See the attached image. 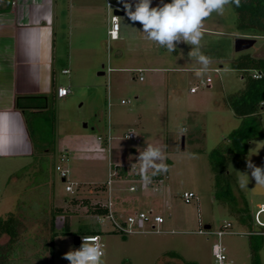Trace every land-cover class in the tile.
<instances>
[{
  "label": "rangeland",
  "instance_id": "374dc122",
  "mask_svg": "<svg viewBox=\"0 0 264 264\" xmlns=\"http://www.w3.org/2000/svg\"><path fill=\"white\" fill-rule=\"evenodd\" d=\"M87 1L91 6L87 19L95 24L73 32L71 42L80 57L63 76L71 93L63 99L50 98L48 109L31 117L37 146L33 155L0 158V217L13 213L22 222L11 264H69L63 256L79 248L75 236L84 234H76L81 225L102 230L103 264H217L212 253L217 235L199 230L206 224L211 225L209 230H218L226 221L232 223L229 230L233 231L222 239L229 264H264V236L250 234L254 215L264 203V185L244 174L247 159L264 167V109L263 136L248 142L246 153L236 155L230 136L243 118L229 101L245 87L244 73L234 68L233 61L243 54L264 56V37L237 28L232 4L225 6L223 15L213 12L201 28V51L211 58V64L207 75L198 78L192 69L200 65L189 58V44L178 43L170 53L146 38L140 40L144 37L142 25L132 23L126 13L120 16L122 31L127 24L131 34L137 35L128 44L132 47L144 41L154 52L148 60L135 53L116 56L114 46L120 41L107 42L108 15L114 14L121 0H110L113 6L107 0ZM73 2L77 5L81 0ZM160 2L152 0V6ZM61 3L60 10L67 11L68 0ZM238 37H255L257 42L237 52ZM160 53H168L169 62H163ZM108 67L114 69L108 73ZM136 68H143L142 80ZM202 80L210 86L192 93L191 88ZM109 130L113 136L111 157L106 142L98 139ZM131 131L136 138L127 137ZM147 144L160 146L166 157L168 171L159 174L164 176L160 191L130 194L129 183L115 179L113 193L117 194L118 184L125 188L119 191L117 207L126 213L153 210L164 216L159 227L163 232L123 235L108 231L112 229L109 221L100 223L93 210L105 200L102 191L109 162L140 167L138 150ZM217 149L230 159L214 169L210 154ZM58 165L69 170L68 179L78 191L66 190ZM185 191H194L198 199L186 203L182 198ZM56 209L63 213L55 217L58 234L50 250ZM65 223H69L70 234L62 233ZM150 225L147 222L145 229H151ZM7 241V236L0 239L2 244Z\"/></svg>",
  "mask_w": 264,
  "mask_h": 264
},
{
  "label": "crops",
  "instance_id": "0c3cea01",
  "mask_svg": "<svg viewBox=\"0 0 264 264\" xmlns=\"http://www.w3.org/2000/svg\"><path fill=\"white\" fill-rule=\"evenodd\" d=\"M61 4V0H15V3L0 0V158L31 156L36 152L26 116L16 106V100L19 96H44L48 102L50 98H60L57 91L58 87L66 86L63 76L70 73L67 67H73L80 57L71 42L73 32L95 24L87 19L91 8L87 0H81L77 5L68 0L67 11L64 9L63 12ZM116 6L119 10L115 9L114 14L120 19L125 16V10L123 4ZM109 19L108 15L110 25ZM129 26L126 24L122 31L120 23L119 37L108 38V44L120 41L114 46L116 56L135 53L148 60L154 52L153 47L144 41L131 47L128 39L137 35L131 34ZM167 54H159L163 62H169ZM57 67L62 68L59 71ZM64 69L69 72L64 73ZM120 184L116 186L118 197L121 196L119 191L125 190Z\"/></svg>",
  "mask_w": 264,
  "mask_h": 264
},
{
  "label": "clouds",
  "instance_id": "9594fccd",
  "mask_svg": "<svg viewBox=\"0 0 264 264\" xmlns=\"http://www.w3.org/2000/svg\"><path fill=\"white\" fill-rule=\"evenodd\" d=\"M121 3L128 19L142 25L140 31L148 41L166 48L170 53L176 51L178 43L189 44V58L200 65L192 69L198 78L207 75L211 64V58L201 51L203 21L213 12L223 15L226 5L235 4L240 7V0H171L170 3L161 0L156 7L152 6V0H121ZM138 152V174L145 184H150L153 176L168 171L166 157L160 146L147 144L146 148ZM246 169L245 175L250 174L257 184L264 185V167H258L251 159H247ZM103 256V246L98 238L83 236L80 247L70 249L63 259L69 261V264H103ZM218 264H222V257H218Z\"/></svg>",
  "mask_w": 264,
  "mask_h": 264
},
{
  "label": "trees",
  "instance_id": "16d2710c",
  "mask_svg": "<svg viewBox=\"0 0 264 264\" xmlns=\"http://www.w3.org/2000/svg\"><path fill=\"white\" fill-rule=\"evenodd\" d=\"M232 5L238 16L237 28L243 32H251L250 34L252 35L264 37V0H240V7H236L235 4ZM233 66L243 71L242 77L245 80V87L232 94L229 98L236 115L243 118L241 126L233 131L230 139L235 149V154L243 155L247 151L248 142L256 137L263 136L261 110L264 109V56L243 54L233 61ZM255 71L261 73L260 78L253 77V72ZM16 106L24 112L28 128L32 134L33 122L31 117L47 108L48 101L44 96H19L16 100ZM222 151V149H217L210 154L214 169L223 167L230 159L229 155ZM218 155H222V159H218ZM118 166L116 165L117 168ZM122 170L125 172V168ZM93 212L103 214L105 210L97 205ZM62 213L61 209L54 211L52 235L48 242L50 250L53 249L54 238L58 234L55 217L57 214ZM21 225L20 218L13 213L6 218L0 217V239L3 236L8 237L7 243H0V264H11L10 256L13 253V244L20 239ZM251 226L253 231L258 228L254 221ZM71 231L69 223H65L62 233L70 234ZM101 231L95 227H84L81 225L78 227L76 234L81 232L84 233L83 235L101 234Z\"/></svg>",
  "mask_w": 264,
  "mask_h": 264
},
{
  "label": "built area",
  "instance_id": "2783aa9c",
  "mask_svg": "<svg viewBox=\"0 0 264 264\" xmlns=\"http://www.w3.org/2000/svg\"><path fill=\"white\" fill-rule=\"evenodd\" d=\"M15 3V0H13ZM108 6H112V2L107 0ZM110 25L108 27V38L110 40L117 39L119 37V29H120V19L118 14H112L110 16ZM113 70L112 67H108V73ZM136 71L140 72V79H143V69H136ZM64 73H68V69L63 70ZM253 77L260 78L261 73L255 71L253 72ZM201 86H210L204 80H202L198 87H192L191 92L195 93ZM71 92V88L67 86H60L58 87V97L64 98ZM125 101L122 100V103ZM128 138H136V135L133 131H131L128 135ZM99 140H103L106 142L108 146L109 156H112L113 147H112V139L113 136L111 135V131L109 130L106 137L98 136ZM139 155V154H138ZM137 155V157H138ZM62 159H65V155H63ZM116 165H119L118 168ZM123 168H125V172H123ZM57 169L60 171L61 177L67 183L66 190L71 193H75L80 188L75 190V187L72 182L69 181V170L62 168L60 165L57 166ZM139 167L137 165H126V164H117L110 160L109 162V173H108V180L105 184L104 197L105 200L103 203H98L100 207H102L105 212L103 214H96V218L100 223H105L109 221L110 225L112 226V231L121 233L123 235H130L136 233H146V232H163L162 229L159 227L165 222L164 216L160 214H155L153 210L144 211V210H136L134 212L126 213L125 210H120L117 207L118 199L120 197L115 195L113 183L115 179L119 181L128 182L127 190L130 194H135L139 192H145L147 190H152L154 193H157L161 189L162 182L164 181L163 175H155L152 177V182L150 184H145L142 180L140 175L138 174ZM151 174V171L150 173ZM183 200L186 203H191L194 199H198V196L194 191H185L182 196ZM264 203L259 205L258 210L254 215V223L258 227L256 230L251 231L250 234L253 235H262L264 236ZM147 222H151V229H145V224ZM232 227V223L226 221L222 228L218 230H209L205 227V229H200L199 232L203 234H214L217 235L218 239L212 245V253L215 257V261L218 264V257H222V264H229L227 261V248L224 245L222 239L223 236L227 233H233V231L229 230ZM211 229V228H210ZM83 236L95 237L98 238V242L103 246L104 251V243L101 240L100 234H91V235H80V242L78 247L81 245V238ZM214 247H216V254H214Z\"/></svg>",
  "mask_w": 264,
  "mask_h": 264
},
{
  "label": "water",
  "instance_id": "95a60500",
  "mask_svg": "<svg viewBox=\"0 0 264 264\" xmlns=\"http://www.w3.org/2000/svg\"><path fill=\"white\" fill-rule=\"evenodd\" d=\"M117 12V11H116ZM257 42V39L254 37H238L235 40V49L237 52L245 51L252 48ZM185 142V137H183V146ZM206 228H211V225H206ZM80 240V236H75V244L78 245Z\"/></svg>",
  "mask_w": 264,
  "mask_h": 264
}]
</instances>
